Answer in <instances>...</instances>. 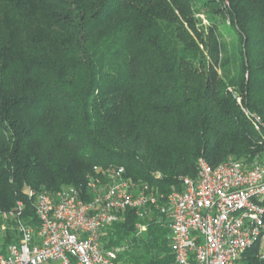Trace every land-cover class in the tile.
Returning <instances> with one entry per match:
<instances>
[{
    "label": "trees",
    "instance_id": "obj_1",
    "mask_svg": "<svg viewBox=\"0 0 264 264\" xmlns=\"http://www.w3.org/2000/svg\"><path fill=\"white\" fill-rule=\"evenodd\" d=\"M201 157H264V0H0V253L20 239L19 203L38 230V194L90 199L97 165L164 204ZM171 235L166 213L129 208L101 248L173 264Z\"/></svg>",
    "mask_w": 264,
    "mask_h": 264
},
{
    "label": "built area",
    "instance_id": "obj_2",
    "mask_svg": "<svg viewBox=\"0 0 264 264\" xmlns=\"http://www.w3.org/2000/svg\"><path fill=\"white\" fill-rule=\"evenodd\" d=\"M94 171L106 181L98 191L96 175L88 176L90 199L75 187L56 200L48 192L38 194V230L22 219L19 203L10 214L17 219L20 239L0 253V264H115L121 248L103 251L102 230L126 209L143 216L152 205L168 216L173 264H247L251 257L264 264V157L217 165L201 157L197 176L185 177L182 190L168 194L164 204L146 191L147 185L140 188L126 177L123 166L97 165ZM136 228L141 234L146 224Z\"/></svg>",
    "mask_w": 264,
    "mask_h": 264
},
{
    "label": "rangeland",
    "instance_id": "obj_3",
    "mask_svg": "<svg viewBox=\"0 0 264 264\" xmlns=\"http://www.w3.org/2000/svg\"><path fill=\"white\" fill-rule=\"evenodd\" d=\"M206 21V20H205ZM7 217H9V216H3L2 214L0 215V218H2L3 220L5 219L6 220V218ZM5 225H6V223H5ZM5 225H3V228H6L7 226H5ZM42 264H54V263H42Z\"/></svg>",
    "mask_w": 264,
    "mask_h": 264
}]
</instances>
